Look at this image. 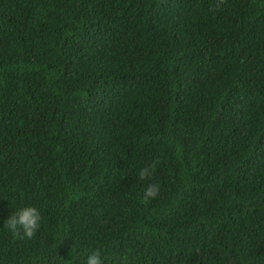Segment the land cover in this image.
Returning <instances> with one entry per match:
<instances>
[{"label":"trees","instance_id":"obj_1","mask_svg":"<svg viewBox=\"0 0 264 264\" xmlns=\"http://www.w3.org/2000/svg\"><path fill=\"white\" fill-rule=\"evenodd\" d=\"M96 247L264 264V0H0V262Z\"/></svg>","mask_w":264,"mask_h":264},{"label":"clouds","instance_id":"obj_2","mask_svg":"<svg viewBox=\"0 0 264 264\" xmlns=\"http://www.w3.org/2000/svg\"><path fill=\"white\" fill-rule=\"evenodd\" d=\"M155 164H149L139 168L137 176L141 181H146L141 200L148 203L159 194L160 184L153 181ZM41 224V211L34 204H24L13 208L11 215L5 220V226L13 237L30 239L37 232ZM115 257L109 261V257L103 247L93 248L80 257V264H114ZM2 264V262H0Z\"/></svg>","mask_w":264,"mask_h":264}]
</instances>
